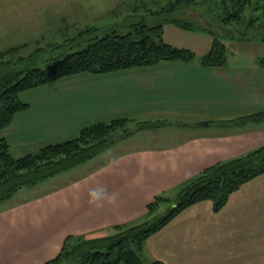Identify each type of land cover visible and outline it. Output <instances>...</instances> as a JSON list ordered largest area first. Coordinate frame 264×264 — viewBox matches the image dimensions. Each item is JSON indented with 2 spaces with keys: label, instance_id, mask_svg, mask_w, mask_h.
I'll list each match as a JSON object with an SVG mask.
<instances>
[{
  "label": "crops",
  "instance_id": "crops-1",
  "mask_svg": "<svg viewBox=\"0 0 264 264\" xmlns=\"http://www.w3.org/2000/svg\"><path fill=\"white\" fill-rule=\"evenodd\" d=\"M46 4L38 3L28 18L25 11H16L12 21L2 20L10 26L1 30L15 33L23 23L81 17L74 4L72 10H61V17L45 10ZM259 57L219 66H204L195 58L164 60L106 73L82 72L60 84L66 77L31 88L34 101L22 100L28 107L0 129L14 157L115 118H127L133 126L121 139L137 134L143 143L71 178L61 173L73 167L22 186L47 183L19 199L11 200L16 191L0 199V264H44L68 236L109 235L115 226L141 219L155 195L174 193L205 167L263 145L264 121H235L264 109ZM47 86L54 87L51 93H44ZM50 127L56 131L49 132ZM142 258L164 264H264V173L232 192L217 212L210 200L182 209L143 241Z\"/></svg>",
  "mask_w": 264,
  "mask_h": 264
},
{
  "label": "trees",
  "instance_id": "trees-1",
  "mask_svg": "<svg viewBox=\"0 0 264 264\" xmlns=\"http://www.w3.org/2000/svg\"><path fill=\"white\" fill-rule=\"evenodd\" d=\"M250 4L252 0H219L213 9L205 10L208 14L196 10L200 12L198 18L205 22L199 27L212 36L210 48L199 57L200 64L219 66L226 62L225 46L216 31L221 30L238 40L264 42L262 35L244 34L239 30L242 13ZM194 6H198L195 0L170 1L151 13L157 19L149 24L141 20L132 24L134 32L117 34L112 30H100L85 48L64 53L45 68L32 66L31 55L27 58L19 56L18 60L27 59L22 66L11 59L26 43L0 51V129L8 126L17 112L28 107L19 99V93L24 90L82 72L106 73L149 66L164 60H192L195 56L193 51L163 40L162 26L170 22L182 28H195L194 24L172 17L173 13H183ZM253 9L259 10V14L252 16L244 25L250 29H264V3L255 2ZM210 11L215 15L211 20L207 17ZM97 29L91 26L80 33L92 34ZM258 63L264 65V56L258 58ZM235 121H264V109L239 116ZM127 124V118L92 123L82 127L73 138L46 144L18 157L11 155L6 139L0 137V199L9 197L22 186L73 167L107 149L115 142V135L129 133ZM263 173L264 144L216 162L186 178L178 185L172 201L167 194L155 195L146 205L141 219L117 225L109 235L92 238L68 236L58 254L44 264H164L159 260L144 262L143 241L148 236L166 225L182 209L198 201L210 200L212 210L217 212L232 192Z\"/></svg>",
  "mask_w": 264,
  "mask_h": 264
},
{
  "label": "rangeland",
  "instance_id": "rangeland-1",
  "mask_svg": "<svg viewBox=\"0 0 264 264\" xmlns=\"http://www.w3.org/2000/svg\"><path fill=\"white\" fill-rule=\"evenodd\" d=\"M81 1L82 2L78 3L77 0H0V51L5 50L9 46H14L17 44L19 45L20 43L26 42V45L20 49L19 53L11 56V59L17 60V64L22 66L23 63H27V59L18 60L19 56L27 58L28 55H31L33 57L31 62L32 66L45 68L53 63L56 59L61 58L62 54L85 48L88 45V42L91 41V37L100 30L106 29L109 32L112 30L117 34H126L129 31L134 32L132 29V24L140 20L149 24L150 21L157 19L153 17V14H151L153 11L159 10L161 7L168 5L170 1L174 0ZM195 1L198 3V6L191 7V9H185L183 11L185 15L183 13H173L172 17H179L182 21L194 24L196 27L179 29L173 25H164L162 37L171 41L173 44L178 45V47L189 48L190 50L194 51V60H197L210 48L212 37L210 38L209 35H201V33L206 32L200 28L205 24V22L203 19L198 18L200 12L196 10H200L204 14H208L205 10L209 11L210 8L213 9L219 0ZM40 2H47L46 5H48V7L45 10L50 12H52L51 9L55 10L53 13H57L58 17H61V13H59L61 10H72L69 5L74 4L81 10V17L73 21L66 20L65 22L59 23H55L54 21L52 24L45 23L43 25L23 23L22 25H18V28L20 29L15 33H10V31L7 30H1L3 26H10L9 23L2 22L3 19L12 21L16 16V11L18 12L19 10L25 11V15L28 18L27 15H31L30 11L33 10ZM255 2L264 3V0H252V4L245 8L242 13V25L239 26V30L244 34L264 36V29L255 30L244 25L250 18H252V16L259 14V10L254 11L253 9ZM31 6L33 7L30 8ZM49 8L50 10H48ZM214 16L215 15L210 11V15L207 17H209L211 20ZM65 19H67V17ZM91 26L98 29L96 31L93 30L92 34L80 33L82 30ZM219 31L221 33L216 31L215 34L224 43L226 62H243L249 57L264 56L263 41L255 39H250L248 42L244 40H238L237 38H231L230 35H227L221 30ZM203 38H207L208 40L205 44ZM243 53L246 55H242ZM70 77L71 76L62 79L58 84ZM53 88L54 87L52 86L44 87V93H51L48 90L53 91ZM34 95L35 91L33 89H27L19 93V99L21 101L28 99L32 103V101L35 99L32 98ZM36 105L37 104L35 103L33 104L34 109L36 108ZM126 128L127 131H130L133 126H131V124H127ZM51 131H56V129L50 127L49 132ZM56 135L57 134H54L53 136L56 137ZM75 135L73 132H67L64 134L63 138L59 137L56 139H58L57 141H62L73 138ZM137 136V134H133L121 139V133H118L114 137L115 140L118 139L114 143L115 145L109 147L108 149H103L97 152L92 157L74 165L76 167H70L71 169H69V171H65L61 174H65L67 178H71L78 175V173L82 172L87 167L98 163L101 161V159H106L116 152L142 144V141L136 140ZM52 138L53 137H50L49 141H52ZM60 180H63V177ZM45 184L47 183L44 181L41 183H36L34 186L28 187L29 189L26 187H22V189L18 188L16 192L13 193L11 200L19 199L26 194L41 189L45 186ZM174 194L175 192L168 194V196L171 197V201L173 200L172 197H174ZM165 210L166 208L164 211ZM144 261L146 260L144 259Z\"/></svg>",
  "mask_w": 264,
  "mask_h": 264
},
{
  "label": "water",
  "instance_id": "water-1",
  "mask_svg": "<svg viewBox=\"0 0 264 264\" xmlns=\"http://www.w3.org/2000/svg\"><path fill=\"white\" fill-rule=\"evenodd\" d=\"M123 134L121 133V136H122Z\"/></svg>",
  "mask_w": 264,
  "mask_h": 264
}]
</instances>
